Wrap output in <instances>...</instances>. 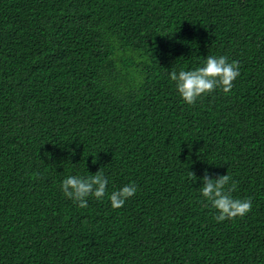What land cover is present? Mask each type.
Listing matches in <instances>:
<instances>
[{"label": "trees", "instance_id": "trees-1", "mask_svg": "<svg viewBox=\"0 0 264 264\" xmlns=\"http://www.w3.org/2000/svg\"><path fill=\"white\" fill-rule=\"evenodd\" d=\"M210 55L240 75L188 105ZM99 170L137 193L64 196ZM206 170L252 210L218 222ZM0 264H264V0H0Z\"/></svg>", "mask_w": 264, "mask_h": 264}, {"label": "clouds", "instance_id": "clouds-1", "mask_svg": "<svg viewBox=\"0 0 264 264\" xmlns=\"http://www.w3.org/2000/svg\"><path fill=\"white\" fill-rule=\"evenodd\" d=\"M239 75V63L229 62L225 55H210L202 66L190 70L173 68L169 73L179 95L188 105H193L203 95L213 93L218 87H222L225 94L229 93ZM201 179L203 184L199 188L200 194L217 210L218 214L214 218L218 222L243 217L252 210L253 201L250 197H234L232 195L234 184L233 188H226L232 181L229 174L213 178L206 170ZM109 182L108 176L101 170L91 175H68L61 182V191L80 208L88 207L90 197L100 200L105 196L113 208H120L138 191L136 183L130 182L122 188L108 192Z\"/></svg>", "mask_w": 264, "mask_h": 264}]
</instances>
